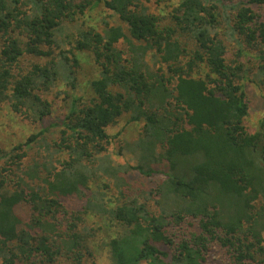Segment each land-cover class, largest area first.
Segmentation results:
<instances>
[{"label": "trees", "instance_id": "1", "mask_svg": "<svg viewBox=\"0 0 264 264\" xmlns=\"http://www.w3.org/2000/svg\"><path fill=\"white\" fill-rule=\"evenodd\" d=\"M100 4L102 28L87 23ZM82 54L91 96L65 93L52 122L45 94L77 86ZM248 82L264 86V0H0V111L43 127L0 142V264H98L91 216L119 228L113 264H264V118L249 125ZM127 113L143 126L121 165L110 132ZM136 177L158 211L132 195Z\"/></svg>", "mask_w": 264, "mask_h": 264}, {"label": "rangeland", "instance_id": "2", "mask_svg": "<svg viewBox=\"0 0 264 264\" xmlns=\"http://www.w3.org/2000/svg\"><path fill=\"white\" fill-rule=\"evenodd\" d=\"M107 15L109 14L103 8V4L95 6L88 12L87 23H92L98 26V28H102L104 26V19H106V17H109ZM83 25V19H77L75 22L71 23V26L69 27L71 40H74L73 38L74 36H76L77 28H81ZM62 47L71 48V43L67 41L66 43L62 44ZM88 56L90 55L82 54V65L81 69H79V72L77 73V86L75 88H72L67 82L61 80L57 82V84L52 87L48 93L45 94V97L50 102H53V111L52 115L50 116L51 118H53L52 122H54L55 120H60L61 116L65 113V102L63 99L65 93H68L69 95L76 94L78 96L84 97L83 100H89L91 96L90 82L95 77V69L91 57L89 58ZM148 58L150 60L152 59L151 56H149ZM31 61H34V57L30 55L25 56L21 60V62L24 64H28ZM256 72L257 71H255L254 74ZM261 85V83L259 85L257 84V82H248L246 86L248 96L252 105L251 113L248 117V122L249 125L253 128L256 127L264 118V86ZM142 126L143 124L141 121L136 122L131 120L130 114L127 113L122 117V119L116 126L111 127L112 129L110 133L113 135L115 145L110 153L116 163L125 165L127 163V160H130L132 164H135V160L130 158V154H122L124 151H126V145H124V142L126 140H133V138H137L140 131L142 130ZM51 128L55 132L57 129L56 124ZM42 129L43 127H41V125L24 118L20 114L15 113L8 105H5L0 111V142L3 146L11 147L13 145H16L19 142L27 139L30 135H32V133H38ZM45 136L46 140L50 141L52 136L48 133H46ZM37 151L40 152L42 157H46V155L49 154V151H47L45 148L40 147L39 150L38 148L34 147V149L31 150V153L35 156ZM136 178L137 179L135 181H131L133 183L131 187L132 195L134 197H138L140 201H146L152 210L158 211L157 202L161 199L160 196L144 193L143 187H145V185H143V180L140 179V177ZM104 180V183L98 182L97 186L99 185L100 189L107 193L106 196L108 198V201L112 206H114L119 202V196H117L118 193L113 188L111 180L105 178ZM83 226L87 228L93 227L94 229H96V234L94 233L95 236L92 241V248L95 253L94 259L96 260V262L98 264H113L109 256L108 249L104 245V243L111 237L117 235V231L119 230L118 226L112 225L109 221L103 222L97 216L89 217V219L86 220Z\"/></svg>", "mask_w": 264, "mask_h": 264}]
</instances>
